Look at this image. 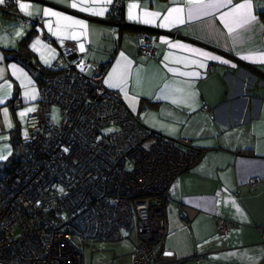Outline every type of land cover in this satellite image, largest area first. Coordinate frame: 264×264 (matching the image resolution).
<instances>
[{"label":"crops","instance_id":"1","mask_svg":"<svg viewBox=\"0 0 264 264\" xmlns=\"http://www.w3.org/2000/svg\"><path fill=\"white\" fill-rule=\"evenodd\" d=\"M218 2L126 0L123 21L129 27L120 33L106 21L107 0H17L21 17L40 18L50 41L0 14V156L5 157L0 173L16 167L22 128L33 112L28 109L38 107L36 85L57 57V46L72 41L78 49L75 67L91 75L108 63L104 86L120 93L145 128L206 150L169 188L167 234L155 264H264L259 234L264 230V0H251L256 19L242 27L249 10L232 9L246 0L217 8ZM20 3L29 5L30 14ZM176 8L182 11L170 12ZM136 28L146 30L153 58L139 54ZM27 36L31 66L13 60L11 53ZM15 99L21 102L16 109ZM251 179L259 181L254 190L247 185ZM217 217L233 225L224 237L216 234Z\"/></svg>","mask_w":264,"mask_h":264},{"label":"built area","instance_id":"2","mask_svg":"<svg viewBox=\"0 0 264 264\" xmlns=\"http://www.w3.org/2000/svg\"><path fill=\"white\" fill-rule=\"evenodd\" d=\"M16 2L4 0L0 14L49 40L41 19L21 17ZM125 4L112 0L108 7L106 21L120 33L129 27ZM133 35L139 54L153 58L146 30L136 28ZM57 50L36 85L38 107L26 116L17 165L0 173V264H83L82 246L94 251L96 244L118 242L129 233L138 241L131 264H155L167 234L169 188L206 150L145 128L120 93L104 86L108 63L86 75L73 63L74 42L62 41ZM20 103L15 99L12 107ZM247 185L254 190L259 181ZM232 226L215 218L220 237ZM259 234L264 248V230Z\"/></svg>","mask_w":264,"mask_h":264},{"label":"rangeland","instance_id":"3","mask_svg":"<svg viewBox=\"0 0 264 264\" xmlns=\"http://www.w3.org/2000/svg\"><path fill=\"white\" fill-rule=\"evenodd\" d=\"M52 119L59 122L58 108L53 107ZM121 241L98 244L95 251H90L86 246H82L83 264H131L129 254L138 243L133 233L125 235Z\"/></svg>","mask_w":264,"mask_h":264},{"label":"snow or ice","instance_id":"4","mask_svg":"<svg viewBox=\"0 0 264 264\" xmlns=\"http://www.w3.org/2000/svg\"><path fill=\"white\" fill-rule=\"evenodd\" d=\"M3 2H4V0H0V4H2ZM107 3H111V0H107ZM228 3H231V0H220V2H218V3L215 4V7L219 8V7H222V6H226ZM71 6L73 8H76L77 7V4L76 3H73ZM19 7H20V9L22 11H25L26 14H30V13H28V8H29V5L28 4H26V3H20L19 4ZM132 7H135V5H132ZM239 9H248L249 10V12H248L249 19L244 20L243 23L240 24V25H238V26L242 27L243 24L251 23L252 21H254L256 19V17L255 16H252L251 15V12H250V9H251V0H246V2L244 4L236 5L232 9V11H237ZM181 11H182V9H179V8L171 9L170 10V12H181ZM44 14L45 15H48V16H60L59 13H56V12L51 11V10H44ZM97 14H103V13L100 12V13H97ZM131 18L132 17L130 16V19ZM63 19H70V18L69 17H63ZM165 19H167V16L165 17ZM74 22L81 24L82 27H86V25H84V23L82 21H74ZM181 22H182V20H181ZM161 26H165V25H161ZM233 30L234 29H230V31H233ZM73 38H75V37H73ZM37 43H39V41H37ZM179 46L180 45H178V44L172 45V47H179ZM80 50L81 51L84 50L83 49V45L80 46ZM121 55H123V54H121ZM200 55L208 56L207 53H203V52H201ZM209 58H211V59H218V57H215V56H210ZM81 70H83V68ZM109 86H111V87H118L119 85L110 84ZM26 95H27V93H26ZM32 99H35V96H32ZM3 102H4L3 99H0V104H3ZM28 111H35V109L34 108H30V109H28ZM4 114H5V116H7V109H4ZM20 115L23 116V115H25V113H20ZM9 127H11V124H9ZM109 131H112V129H109ZM64 151L67 152L68 149L66 148V149H64ZM4 158H5L4 156H0V159H4ZM60 191L63 192V189L61 188Z\"/></svg>","mask_w":264,"mask_h":264},{"label":"trees","instance_id":"5","mask_svg":"<svg viewBox=\"0 0 264 264\" xmlns=\"http://www.w3.org/2000/svg\"><path fill=\"white\" fill-rule=\"evenodd\" d=\"M263 19H264V17H263ZM29 39H30L29 36L25 37L20 42L19 49L16 51H11V53L13 54L12 59L18 61L19 63H21L25 66L30 61V55L27 52V44H28ZM43 73H45V71H43Z\"/></svg>","mask_w":264,"mask_h":264},{"label":"water","instance_id":"6","mask_svg":"<svg viewBox=\"0 0 264 264\" xmlns=\"http://www.w3.org/2000/svg\"><path fill=\"white\" fill-rule=\"evenodd\" d=\"M32 64H31V62L29 63V66H31Z\"/></svg>","mask_w":264,"mask_h":264}]
</instances>
